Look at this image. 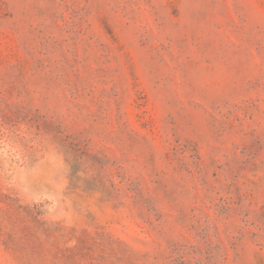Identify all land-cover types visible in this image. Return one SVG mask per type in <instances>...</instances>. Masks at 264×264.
<instances>
[{
    "label": "rangeland",
    "instance_id": "1",
    "mask_svg": "<svg viewBox=\"0 0 264 264\" xmlns=\"http://www.w3.org/2000/svg\"><path fill=\"white\" fill-rule=\"evenodd\" d=\"M0 264H264V0H0Z\"/></svg>",
    "mask_w": 264,
    "mask_h": 264
}]
</instances>
